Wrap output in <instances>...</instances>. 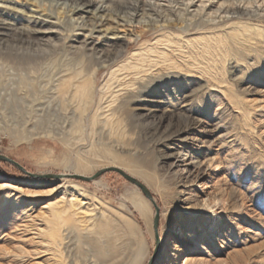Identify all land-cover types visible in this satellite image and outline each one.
Wrapping results in <instances>:
<instances>
[{
    "label": "rangeland",
    "instance_id": "obj_1",
    "mask_svg": "<svg viewBox=\"0 0 264 264\" xmlns=\"http://www.w3.org/2000/svg\"><path fill=\"white\" fill-rule=\"evenodd\" d=\"M25 1L0 0V19L26 25ZM167 18L105 69L67 31L0 47V155L23 169L0 162V264H148L154 249L151 264H264V15ZM149 109L166 114L158 137L173 122L165 142L137 123ZM166 149L198 161L185 196L157 161ZM111 167L153 196L157 246L153 204L118 173L46 177Z\"/></svg>",
    "mask_w": 264,
    "mask_h": 264
},
{
    "label": "bare ground",
    "instance_id": "obj_2",
    "mask_svg": "<svg viewBox=\"0 0 264 264\" xmlns=\"http://www.w3.org/2000/svg\"><path fill=\"white\" fill-rule=\"evenodd\" d=\"M214 1L26 0L25 2L31 6L26 16V25L12 28L10 24L0 19V47H5L9 41L20 45H34L33 38L42 45L55 47L56 43H53V39H64L62 37L67 31L70 33V41L78 44L77 46L71 45L70 50L73 53L82 51L85 55L92 56L97 61L98 67L105 69L124 53L127 44L141 39L146 30L164 26L168 22L167 14L173 15L175 20L190 21V23L192 21L196 25L224 22L232 16L264 15V0H223V3L218 4L215 11L210 13L208 9L215 3ZM60 12L65 15L63 19L57 17ZM11 29L14 32L12 35L8 33ZM107 44H111L115 48L104 54L101 49ZM157 112V109H149L136 118L137 123L154 120L148 125L152 132L151 136L156 138L154 141L156 144L159 137V140H164L162 142L167 140L173 125L172 120H168L167 127L158 137L159 128L166 114L158 115ZM184 117H178L177 121L179 124L188 125L189 118ZM157 161L163 167L164 172L173 176V179H177V183L180 185L177 183L176 185L182 187L177 191L181 196L187 194V182L192 178H198L201 174L196 172L197 159L180 151L171 152L167 149L161 151ZM184 200H188V198ZM130 203L146 223L149 213L147 204L140 198H132ZM205 203L206 200L202 202L203 205H206ZM197 210H201V208H197Z\"/></svg>",
    "mask_w": 264,
    "mask_h": 264
},
{
    "label": "water",
    "instance_id": "obj_3",
    "mask_svg": "<svg viewBox=\"0 0 264 264\" xmlns=\"http://www.w3.org/2000/svg\"><path fill=\"white\" fill-rule=\"evenodd\" d=\"M0 162L12 164L15 167H17L20 171H23V169L19 165H17L16 163L12 162L10 159H8V158H6L4 156H1V155H0ZM106 172H116V173H118L126 181H128L131 184H133L134 186H136L140 190V192L143 194V196L146 199H148L153 204V207H154L153 229H154V232L156 234V245L155 246H157V244H158L157 225H158V221H159V209H158V207L156 206V204L154 202L153 196L151 195L149 190L143 184H141L139 181H137L136 179L132 178L131 176L125 174L119 168H113V167L105 168V169L99 170L98 172H96L91 177H85V176L76 175V174H72V175H70V174H67V175H48L46 177H48V178H65V179L67 178V179H74V180H79V181H83V182H92V181L96 180L97 178H99L103 173H106ZM32 176H34V175H32ZM155 251L156 250L154 249L153 254H152V258L155 255ZM152 258L150 259L148 264H151Z\"/></svg>",
    "mask_w": 264,
    "mask_h": 264
}]
</instances>
